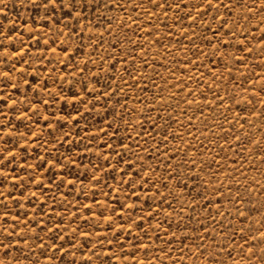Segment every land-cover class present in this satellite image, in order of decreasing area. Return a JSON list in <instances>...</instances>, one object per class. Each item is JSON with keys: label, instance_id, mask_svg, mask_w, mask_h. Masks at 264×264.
Masks as SVG:
<instances>
[{"label": "rangeland", "instance_id": "obj_1", "mask_svg": "<svg viewBox=\"0 0 264 264\" xmlns=\"http://www.w3.org/2000/svg\"><path fill=\"white\" fill-rule=\"evenodd\" d=\"M0 264H264V0H0Z\"/></svg>", "mask_w": 264, "mask_h": 264}, {"label": "snow or ice", "instance_id": "obj_2", "mask_svg": "<svg viewBox=\"0 0 264 264\" xmlns=\"http://www.w3.org/2000/svg\"><path fill=\"white\" fill-rule=\"evenodd\" d=\"M50 2L55 3V0H50Z\"/></svg>", "mask_w": 264, "mask_h": 264}]
</instances>
